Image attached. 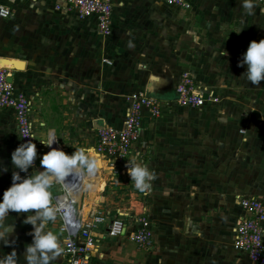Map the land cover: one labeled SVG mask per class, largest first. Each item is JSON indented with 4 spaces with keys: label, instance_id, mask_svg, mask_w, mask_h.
Segmentation results:
<instances>
[{
    "label": "crops",
    "instance_id": "obj_1",
    "mask_svg": "<svg viewBox=\"0 0 264 264\" xmlns=\"http://www.w3.org/2000/svg\"><path fill=\"white\" fill-rule=\"evenodd\" d=\"M191 2L195 8L194 5L199 1L191 0ZM255 3L257 8L253 15L244 14L241 0L237 6L236 29L239 32L243 27V30L239 32L241 35L238 36L243 41L256 40V36L260 34L258 32L259 25L264 23V16H261L264 14V3H259L256 0ZM0 4L10 7L13 12L10 18L0 16V57L24 62L17 68H6L9 69L10 76H13L15 89L18 92H24L31 100L32 120L38 141L56 140V136L60 132L67 139L62 141L57 139L58 148L64 151L69 149V153L80 149H91L90 155L93 154L94 159L100 161V166L92 174L88 175L84 170H80L58 181L62 180L68 186L71 180L82 183L86 179L90 190H88L90 196L87 199L90 201L95 197L94 192L100 185L102 175L103 187L114 185V189H121L122 181L113 184L108 181V173L104 170L102 173L100 170L102 167L101 158L94 153L98 142V129L105 124L123 127L127 110L133 98L139 94L147 93L155 96L157 93H162L168 96L170 92L176 91V85L182 76L181 71L185 70L187 65L183 62L179 66L170 68V74L152 75L151 65L153 62H151L150 55L152 52L155 53L152 51L154 45L149 41V38L146 40L145 38L150 34L148 28L153 29L159 23L158 19L161 16L158 15L162 13L163 6L189 14L193 8L182 10L179 7L167 5L163 0H113V33L110 36H104L99 32L96 17H82L76 12L58 9L59 4H65L64 0H0ZM139 9L150 11L147 13V18L137 17L136 12ZM150 21H156L155 26ZM231 21L233 22V20ZM231 21H227V23H231ZM236 57H232L231 60L237 59L239 62V55ZM190 59L188 60L191 73L200 81L212 85L217 84L220 80L229 83L226 88L218 90L226 101L234 99L235 95L238 104H242L245 99H248L251 93L245 94V91L251 86L249 83L244 85L246 78L241 76L245 67L238 66L237 62L223 64L221 70L218 71L219 74L213 75L215 71H212L211 68L204 66L207 70L204 73L201 67L203 64L197 61L190 63ZM142 63L145 65L144 69L139 67ZM235 68L239 72L237 73L238 77L232 79V72ZM176 71L180 74H175ZM208 71L211 73L212 80H209V76L207 77ZM232 80L236 81V90L233 89L235 85L231 82ZM259 89L257 86L253 87L251 94L253 105H264V100H262L264 95H261ZM161 100L165 102L162 116L154 119L147 109L144 110L143 125L138 141L134 144V154L139 153L140 158L143 156L141 155L143 152L146 154L145 147L148 143H153L159 149L156 152L158 158L161 159L159 165H161V169H165L168 166L165 143L170 141L167 128L176 117L166 116V114L171 111L172 107H190L181 106L175 100L166 98H161ZM214 105L207 104L199 109L205 110L204 115H207L215 107ZM206 115L192 116V118L202 122L201 125L206 128L204 134L218 136L219 139L214 141L217 150L219 147L225 148L224 138L228 135L226 136L224 131L233 134V136L235 133V139L243 141L244 132H241L242 129L244 130L243 127L252 130L253 135L256 136L252 144L254 145L252 147L253 160L259 163L260 168H264V125L261 120L256 122L255 117L249 120L243 116ZM262 118L264 121V116ZM258 119L261 117L259 116ZM70 127H75V129L70 130ZM19 144L20 136L14 111L0 108V167L8 168L6 173L0 174V196L11 185L14 170V166L11 165V153ZM244 151L245 146L243 147ZM2 160L4 162H1ZM244 165L243 163V167ZM259 165L256 164L257 167ZM39 169L43 170L40 168V164ZM156 169L161 170L157 167ZM235 169L237 171L239 168ZM40 170H31L30 168L27 173H21V176H26L29 172L35 175ZM233 176H236V179L232 178L229 187H227L229 178L223 180L226 183V189L220 196L221 200H230L234 196L239 198L240 195H264L258 194L260 188L256 183L248 190L244 188V178L239 177L243 175L238 171ZM124 184L126 186L134 185L131 180H126ZM103 187L102 189L105 190ZM69 190L72 195H75V192L82 195L84 192L79 186ZM104 190H101L99 195V200H101L98 201L103 207L108 210L112 209L113 213L116 209L122 210L127 207L122 206L121 203L114 206L116 203L114 201L111 202L113 207L109 206L111 203L107 201H110L111 197L104 196ZM54 191H58V188L55 187ZM216 191V194H220L218 190ZM211 192L212 190L206 191V193ZM212 199L206 198L205 195L191 197L188 199V206L183 213L191 215L198 212V215L203 217L202 211H205L203 207H209ZM172 201L173 204L175 201L178 202L176 198L172 199L162 194L161 198L157 199V203H159L157 206H165ZM52 204L54 203L52 202ZM232 205L233 207H227L223 214L228 216L224 220L225 230L221 231L229 235V244L221 240L207 239L210 235L207 228H205L204 234H201L200 231L194 236L189 232H184L180 226L166 225L158 221L161 224L156 225L153 232L154 250L139 248L130 239L129 235L133 227L129 226L126 234L120 237H109L108 235L100 237L94 264H254L246 254L238 252L234 248V229L243 210L239 203ZM157 209L154 212L158 211ZM167 213L164 212V214ZM24 215L26 214L13 212L4 221L5 225H15L12 238L16 243L12 247L17 250L18 264H25L23 252L26 245L32 240V236L29 234L32 226L23 223ZM201 224L205 225V222ZM192 227H198V225L192 222ZM46 231H52L57 235L62 250L61 255L51 260L50 264H67L63 254L64 237L59 229L58 217L55 221L48 223ZM12 247L0 245V257L11 252Z\"/></svg>",
    "mask_w": 264,
    "mask_h": 264
},
{
    "label": "rangeland",
    "instance_id": "obj_2",
    "mask_svg": "<svg viewBox=\"0 0 264 264\" xmlns=\"http://www.w3.org/2000/svg\"><path fill=\"white\" fill-rule=\"evenodd\" d=\"M198 1L199 2L194 5L195 8H193L192 4L190 9L193 8V10L190 14L163 6L161 8L162 13L158 15L161 16L160 19H158L159 23L153 28L154 30L148 28L150 34L146 36L145 40L149 38V41L154 45L152 51L155 52H152L150 55L151 62H153V65H151V74H170V68L179 66L180 63L184 62L187 68L182 70L181 73H190L195 78L196 84L202 86L203 91L207 94H211L210 96L212 97L214 96L213 98H218V102L216 103L211 101L207 103L215 104V107L207 115L205 114L206 116H243L249 120L255 117L256 122L261 120L264 125L262 118V116H264V105H253L251 103V94L254 85L247 82L246 79L244 85L249 83L251 87L245 91V94H251L248 96V99L244 100V103L238 104L236 95L234 99L226 101L221 95L222 93L219 92V88L222 90L229 84L226 81L220 80L217 84L215 83L212 85L200 81V79L191 73L192 70L189 65V58H191L190 63L196 61L201 62L203 64L201 67L204 73L207 72L204 68V66H206L211 68L212 71H215L213 75L219 74L218 71L221 70L223 64H233L237 62V59L231 60L232 57L237 58L236 56L239 55L241 60L242 54L246 51L249 42L252 41H243L238 37L241 34H237L238 31L236 29L237 23L235 18L240 0ZM147 13H150V11H145L144 9H139L136 12L138 18H147ZM261 16L263 17L264 14H261ZM231 20H233V22ZM227 21H231V23H227ZM150 22L155 26L156 21ZM159 30L161 31L159 32ZM258 32L260 34L255 38L257 41L264 38V23L259 25ZM139 67L144 69V63L139 65ZM237 73L239 72L235 68L231 78L237 79ZM175 74H180V72L176 71ZM210 76L211 73L208 71L207 77L209 80L211 79ZM231 82L235 85L236 81L232 80ZM257 88H260L259 91L263 96L264 81H261ZM233 89H237V84ZM238 91L240 90L238 89ZM204 113L205 110L199 108L172 107L171 111L166 114V116H176L175 119L169 123L170 126L167 128V132L170 135L168 138L170 141L165 143V155L168 166H166L165 169H161V165H159L161 159L158 158V154L156 153L159 149H157L156 145L153 143H148L147 147H145L146 154L143 152V154H141L143 156L138 160V162L146 164L157 176V179L152 182L150 190L140 192L133 187L134 185L132 186L130 184H127L128 186H126V184L120 185L121 189H114V185L103 187L102 175L100 185L94 192L95 197L92 201L87 199V197L90 196L87 190L84 195V204L89 205L93 204L94 201H100L99 195L100 192H102L101 190H104L102 189L103 187L105 188L103 195L111 197L110 201L107 202H116L114 206H117V203H121L122 206L134 207L135 205L133 203L137 202L136 208L137 210H141V205H146L149 209V213L147 216L144 214V216L148 218L149 226L153 232L154 227L161 224L158 221L166 225L175 224V226H180L184 232H189L194 236L200 231L201 234H204L206 232L205 228H207L210 232L207 239L213 241L221 240L229 244V235L221 232L225 230L224 227L226 223L224 220L227 218L226 216H228L223 214L227 207H233L232 204L239 202L238 198H235V196L230 200L220 199L222 192L226 189V183H224L223 180H228L229 178L227 182V187H229L232 178L234 180L236 179V176L233 175H236L238 171L239 174L241 173L243 175L239 177L244 178V188L248 190L256 183L257 187L260 188V193L258 194H264V168H260L259 163L253 160L252 147L254 145L252 144L256 136L253 135L252 130L243 127L244 130L242 129L241 131L242 133L244 132L243 141L242 139H239V141L236 140L235 133L233 136V134L224 131L226 136L228 135L224 138L226 142L225 148L221 149V147H219L217 150L214 141L219 139L218 136H214V134L210 135L209 133L204 134L206 128L201 125L202 122L192 118V116H205ZM259 116L261 119H258ZM73 129H75V127H70V130ZM56 137L60 141L67 139L66 136H62L60 132H58ZM244 146L245 151L243 152ZM69 151V149L65 150L67 153H69ZM160 156L162 155L160 154ZM254 161L255 163H253ZM1 162L4 161L2 160ZM243 163L245 164L244 167ZM256 164L259 166L257 167ZM262 165L261 163V166ZM156 167L161 170L156 169ZM236 167L239 168L237 171L235 169ZM84 171L86 172V170ZM123 186L126 187L122 188ZM207 190H212V192L206 193ZM216 190H218L220 194H216ZM109 191L110 193H108ZM129 192L132 193L133 196H127ZM54 193L56 194L58 192ZM146 193H148L147 196ZM160 193L172 199L176 198L178 202L175 201L173 204L172 201V203L158 207L157 204L159 203H157V199L161 198L162 195ZM204 195L208 199H213L209 207H203V210H205L202 211L203 217L198 215V212L192 213L191 215L183 213L188 206V199L194 196ZM161 204L163 205V203ZM180 204H182V206H180ZM109 206L113 207V204L111 203ZM156 208H158L157 210L159 212H154ZM164 212L168 213L164 214ZM192 222L198 225V227H192ZM202 222H205V225H202ZM154 246L155 243L149 250H154Z\"/></svg>",
    "mask_w": 264,
    "mask_h": 264
},
{
    "label": "built area",
    "instance_id": "obj_3",
    "mask_svg": "<svg viewBox=\"0 0 264 264\" xmlns=\"http://www.w3.org/2000/svg\"><path fill=\"white\" fill-rule=\"evenodd\" d=\"M167 5L188 10L192 7L191 0H163ZM264 3V0H256ZM58 9L76 12L82 17L94 16L98 20L99 32L104 36L113 33L114 5L113 0H64ZM10 7L0 4V16L12 17ZM108 61V60H107ZM112 63V61H108ZM9 69L0 66V108L14 111L20 136V144L31 139L37 147V159L32 169L40 170V158L49 148L37 139L32 120V103L28 95L18 92L13 82L9 81ZM195 78L188 72L182 74L176 85V103L181 106L199 108L209 101L216 103L218 98L203 91L196 84ZM164 101L149 94L135 96L127 110L123 127L105 124L98 129V142L95 151L106 162L104 172L108 173L111 183L122 181L121 185L130 180L128 175V159L136 156L134 144L138 141L143 125V112L147 109L152 118L163 114ZM30 127V131H29ZM31 137H24L25 134ZM45 140V142H48ZM138 162V161H137ZM34 175L29 172L27 175ZM26 175V176H27ZM67 177V176H66ZM79 182L71 180L68 186L64 181L54 180L50 189L53 205L59 209V229L63 235V254L67 264H94L98 252V241L101 236L120 237L126 234L129 226L133 227L130 239L141 249H149L154 245V233L149 226V209L141 205V210L134 207L113 210L106 209L98 201H94L90 210H84V195L81 200L70 199L64 203L63 197L76 189ZM107 186V185H106ZM57 187L58 191H54ZM58 192V193H54ZM133 196L132 193L129 196ZM243 214L234 229V248L244 253L254 264H264V195H240L238 198ZM144 214L146 216H144Z\"/></svg>",
    "mask_w": 264,
    "mask_h": 264
},
{
    "label": "clouds",
    "instance_id": "obj_4",
    "mask_svg": "<svg viewBox=\"0 0 264 264\" xmlns=\"http://www.w3.org/2000/svg\"><path fill=\"white\" fill-rule=\"evenodd\" d=\"M241 7L245 15H253L257 5L255 0H241ZM242 30L243 27L239 32ZM238 66L245 67L241 76L252 85L259 86L261 81H264V38L249 42ZM24 137L31 136L26 133ZM40 141L50 149L40 158V168L43 170L35 175L21 176V173H27L35 165L37 147L31 139L19 144L11 153V165L14 166L11 185L0 196V245L12 247L16 243L12 238L15 225L8 226L4 223L10 213L26 214L23 223L32 226L29 233L32 236L31 243L26 245L23 252L25 264H50L51 260L61 255L57 235L52 231H46L48 223L55 221L59 212L52 204L50 189L53 181L80 170L92 174L100 166V161L91 157V149L67 153L53 147L56 140ZM138 160L139 153L128 159V175L137 190L146 192L151 189L152 182L157 176L146 164L137 162ZM7 171V167H0V174ZM0 264H18L15 247L0 257Z\"/></svg>",
    "mask_w": 264,
    "mask_h": 264
},
{
    "label": "bare ground",
    "instance_id": "obj_5",
    "mask_svg": "<svg viewBox=\"0 0 264 264\" xmlns=\"http://www.w3.org/2000/svg\"><path fill=\"white\" fill-rule=\"evenodd\" d=\"M11 63L16 64V65H14V66L11 65V66H10L9 64H11ZM19 64H22V63L15 62V61H6V60H3V59H0V65H1V66H4V67L12 68V67H15V66H21V65H19ZM5 65H6V66H5ZM53 147L58 148L56 141L54 142ZM49 150H50V149L48 148V149H47V152H48ZM94 153H95L96 155H98V156L101 158L102 167L100 168V170H101V172L103 173V170L106 168V162L102 159V157H101L99 154L96 153L95 150H94ZM81 197H82V195H80L78 192H75V195H72V194L69 193V194H67L66 196H64L62 200H63L64 203H66V202H69L70 199H72V198H73V199H77V200H81ZM88 207H89V209H88ZM90 208H91V206H89V205H84V210H85V212H88V211L90 210Z\"/></svg>",
    "mask_w": 264,
    "mask_h": 264
},
{
    "label": "trees",
    "instance_id": "obj_6",
    "mask_svg": "<svg viewBox=\"0 0 264 264\" xmlns=\"http://www.w3.org/2000/svg\"><path fill=\"white\" fill-rule=\"evenodd\" d=\"M156 97H158V98H162V99H170V100H176V98H177V94H176V91H173V92H170L169 94H168V96H167V94H162V93H157V95H155ZM91 157L92 158H94V156L93 155H91ZM89 175V174H88ZM84 176H86L85 174H84ZM78 182V181H77ZM78 186L85 192V191H87V190H89V183H88V181L86 180V179H84V181L82 182V183H78ZM90 191V190H89Z\"/></svg>",
    "mask_w": 264,
    "mask_h": 264
},
{
    "label": "water",
    "instance_id": "obj_7",
    "mask_svg": "<svg viewBox=\"0 0 264 264\" xmlns=\"http://www.w3.org/2000/svg\"><path fill=\"white\" fill-rule=\"evenodd\" d=\"M0 59L6 60V61H15V62H19V63L24 64V62L21 61V60H15V59H11V58H1V57H0ZM17 67L18 66H15V67H12V68H17ZM12 68H10V69H12ZM8 79H9V81L13 82V76H9ZM56 141H57V139H56Z\"/></svg>",
    "mask_w": 264,
    "mask_h": 264
}]
</instances>
